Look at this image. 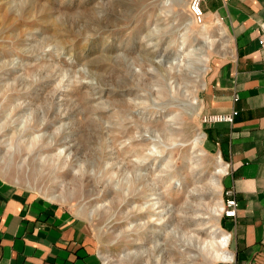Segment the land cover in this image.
Instances as JSON below:
<instances>
[{"label":"rangeland","instance_id":"374dc122","mask_svg":"<svg viewBox=\"0 0 264 264\" xmlns=\"http://www.w3.org/2000/svg\"><path fill=\"white\" fill-rule=\"evenodd\" d=\"M190 3L0 0V174L86 219L106 264H137L134 253L151 264L143 252L167 240L161 264L235 257L239 205L222 144L236 111L208 113L201 102L233 53L228 37L195 22ZM28 136L49 145L27 152ZM124 173L140 177L134 191L121 186ZM215 229L228 235L226 261L178 242V231L197 244Z\"/></svg>","mask_w":264,"mask_h":264},{"label":"crops","instance_id":"0c3cea01","mask_svg":"<svg viewBox=\"0 0 264 264\" xmlns=\"http://www.w3.org/2000/svg\"><path fill=\"white\" fill-rule=\"evenodd\" d=\"M201 7L204 27L228 37L223 46L233 53L214 67L201 96L208 113L236 111L222 144L226 185L239 205L227 264H264V0H202ZM0 264L106 263L86 219L0 174Z\"/></svg>","mask_w":264,"mask_h":264},{"label":"bare ground","instance_id":"6f19581e","mask_svg":"<svg viewBox=\"0 0 264 264\" xmlns=\"http://www.w3.org/2000/svg\"><path fill=\"white\" fill-rule=\"evenodd\" d=\"M206 36L205 32H203L202 34V37L204 39V37ZM207 38V37H206ZM209 48L213 46L214 44V41H208L207 42ZM198 56V55H197ZM194 57V56H193ZM189 58V57H188ZM196 62V59L192 58V59H189V63H188V67L190 68L191 70V67L193 66L194 67V64ZM168 63V62H167ZM187 64V63H186ZM181 65V64H180ZM187 67V66H185ZM187 67V68H188ZM188 70V69H187ZM11 112V111H10ZM5 115V113H4ZM23 115V114H22ZM7 116V115H6ZM9 116V115H8ZM20 116V115H19ZM24 116V115H23ZM35 116V115H34ZM8 118V117H7ZM23 118V117H21ZM212 121L214 122H217L219 121L217 119V117H212L211 118ZM18 120V119H16ZM21 121V120H20ZM21 123V122H20ZM24 127H26V125L24 126L23 123L22 124H19L17 125V127L15 128L14 132H13V135L11 136V140L13 142V145H17V139H16V134L21 132ZM13 131V129H12ZM19 135V134H18ZM18 137V136H17ZM43 141V144L44 145H49L48 142L46 140H43L42 138H38V137H35V136H28V139H27V143L24 145L25 146V149L28 151H32L34 150L35 146L42 142ZM198 142V141H197ZM42 146V145H41ZM10 150L12 149L9 148ZM1 159V158H0ZM39 170V169H38ZM136 170V169H135ZM224 169H219V170H216L217 173H223ZM36 172V171H35ZM39 172V171H38ZM130 173V172H129ZM137 173V171H136ZM139 176L137 174H132V177H129L127 176V174H123L121 179H120V183H121V186L122 187H125L126 189L129 188V189H132L134 191V186L136 184V182L139 181ZM147 184V183H146ZM144 183V185H146ZM48 199H51V200H54L56 199V197L54 195H50L48 197ZM95 209L92 208L91 212L94 211ZM221 209H215V214H219ZM160 223H164V217H160L159 219ZM216 231L218 232V229H215L211 232V237L208 241H203L202 243H193L195 241H193L192 239H190L189 237L186 236V234L182 231H178L177 232V236H178V242H180L181 244L183 245H194L193 247H198L199 251H201L207 258H210L214 261H223V260H228L229 259V255L227 254L226 252V247H227V244H228V235H221V236H217L216 235ZM169 237V236H168ZM168 241L170 240H167L165 244L161 245L160 243H155L153 244V246L149 249H146L143 253H146V258L148 259V262L151 263V264H161V261L163 259V256L164 255H167V247H169L170 245L168 244ZM164 242V241H163ZM130 255V254H129ZM129 255H126L124 254L123 257H129ZM143 255V254H135L133 255V258L137 260V264L140 263L142 264V262L139 260V257ZM136 260L135 263H136ZM146 264H147V260H146Z\"/></svg>","mask_w":264,"mask_h":264},{"label":"built area","instance_id":"2783aa9c","mask_svg":"<svg viewBox=\"0 0 264 264\" xmlns=\"http://www.w3.org/2000/svg\"><path fill=\"white\" fill-rule=\"evenodd\" d=\"M201 1L202 0H191L190 7H189V11H190L192 17L194 18V20L197 24H203L204 23V21H203L204 20V13H203V10L201 8ZM258 44L260 47L264 48V33L260 36V38L258 40ZM212 117H217V119L219 121L231 120V116L228 117V116L213 115L209 119V121H211V122H213L211 119ZM219 121H217V122H219ZM235 204L236 203L234 200L227 201V207L229 208L226 211L227 215H234V210H232V208L235 206Z\"/></svg>","mask_w":264,"mask_h":264}]
</instances>
